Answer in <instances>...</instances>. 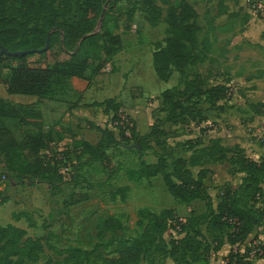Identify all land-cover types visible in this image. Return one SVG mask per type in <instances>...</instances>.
<instances>
[{
	"label": "trees",
	"instance_id": "obj_1",
	"mask_svg": "<svg viewBox=\"0 0 264 264\" xmlns=\"http://www.w3.org/2000/svg\"><path fill=\"white\" fill-rule=\"evenodd\" d=\"M122 2L134 5L126 13L128 20L134 17L135 7L140 4L152 28L162 22L166 25V37L154 44L152 57L158 80L167 83L175 73L188 77L182 88L165 90L161 95L167 108L166 122L176 125L190 118L200 124L207 122L205 113L209 109L222 111L221 102L230 95L229 88L208 84L204 67L212 46L207 44V36L200 41L203 27L198 24L199 14L187 0L170 6L165 15L156 0H0V53L2 50L9 53L0 56V84L11 96L44 98L55 95L57 89H65L72 78L92 83L124 47L122 36L108 28L113 8ZM106 5L108 11L101 19ZM98 28L100 34L96 33ZM99 41L102 44L96 55L80 58L76 53V49L82 51L86 44ZM31 50L37 51L32 55L40 58L37 65L29 62L30 55H18ZM7 71L9 76L5 75ZM142 92V88H133L132 98H138ZM106 106L114 111V120H118L120 107L114 101ZM42 120L43 115L34 107L0 99V156L5 160L1 170L5 176L12 173L16 177L43 180L54 177L52 159L42 155L46 137L43 131H34ZM9 123L27 131L18 136L7 126ZM99 130L103 137L98 145L82 141L78 148L80 155L97 158L108 171L112 164L106 151L117 141L108 129ZM200 133L202 138L207 131L201 129ZM132 134L133 141L140 145L150 138L159 140L167 132L157 126L148 136L137 135L134 128ZM203 145L202 139L190 143L188 147L192 151L171 161L160 157L156 163L141 162L137 173L144 178L161 176L174 199L187 207L195 200H203L210 207L212 198L206 180L213 172L205 166L227 161L246 178L238 187L223 185L219 189L218 204L209 215L191 211L185 219L175 217L169 210L155 214L142 209L137 221L141 233L132 239H115L112 243L115 249L107 256L100 250L101 246L105 245L108 233L121 230L122 225L112 219H102L97 234L101 244L91 252L79 248L64 250L61 254L64 263L141 264L150 254H156L169 256L173 264H200L227 244L232 250L224 258L225 264H254L251 260L264 257V245L247 246L255 232L264 239V155L260 161H254L239 146L227 149L219 139L210 140V146ZM261 147L264 148V138ZM112 197L125 202L127 189H117ZM171 225L179 238L168 242L165 234ZM258 249L263 254L257 252L251 258V253ZM43 252L42 240L27 237L26 231L16 226H0V264H36Z\"/></svg>",
	"mask_w": 264,
	"mask_h": 264
},
{
	"label": "rangeland",
	"instance_id": "obj_2",
	"mask_svg": "<svg viewBox=\"0 0 264 264\" xmlns=\"http://www.w3.org/2000/svg\"><path fill=\"white\" fill-rule=\"evenodd\" d=\"M180 1L156 0L164 15L170 6H177ZM187 1L199 14L198 24L203 27L200 41L205 36H215L214 24L221 26L228 20H244L245 16L264 21L257 8L259 4H264V0ZM132 7L133 4L122 2L113 8L108 28L122 36L124 47L92 83L72 78L65 89H57L55 95L44 98L11 96L6 87L0 84V99L19 106L34 107L42 112L43 120L34 131H43L47 145L42 155L52 159L55 165V175L51 179L16 177L12 173L5 176L1 171L5 160L0 156V226L13 225L25 230L27 237L42 240L44 252L36 264H65L61 254L68 248L93 251L101 244L97 237L100 220L112 219L113 222H121L122 229L108 233L105 245L100 249L107 256L115 249L112 244L115 239H132L141 233L137 226L140 210L147 209L155 214L169 210L175 217L185 219L190 217L191 211L197 215H209L218 204L220 185L229 182L242 184L245 181L246 175L236 174L237 167L215 165V174H210L206 180L212 206H207L203 200H195L187 207L174 199L161 176L144 178L137 173L141 162L152 164L160 157L171 161L187 155L191 150L190 143L195 144L202 139L201 129L207 131L204 136L206 140L221 137L225 141L228 138L226 132L234 134L232 121L222 113L227 107L230 110L238 93L232 92L231 88L228 105L225 103L222 111L209 109L205 113L208 119L206 123L199 124L190 118L176 125L166 122L167 108L162 103L161 95L165 90L182 88L188 77L183 78L175 73L167 83L158 80L152 57L154 44L166 37V25L162 22L152 28L140 4L135 7L134 17L128 20L126 13ZM223 13L225 15L222 16ZM100 30L98 28L96 33L100 34ZM101 44L102 41L86 44L82 51L76 49V53L80 58L96 55ZM29 62L37 65L40 58L30 55ZM5 75L9 76V72H5ZM213 79L216 78L208 76L209 85L225 78L211 82ZM135 87L142 88L143 92L133 99L132 89ZM109 101H114L120 107L118 120H114V111L106 106ZM241 125L238 134L241 131L246 133L247 129L253 130L249 125L245 127L246 123ZM7 126L18 136L27 131L15 128L11 123ZM157 126L164 129L167 135L136 145L132 137L133 128L137 135L148 136ZM99 129H108L117 141L106 151L112 164L108 171L104 170L97 158L80 155L78 148L82 141L92 146L98 145L103 137ZM231 144L229 147L233 146ZM122 188L127 189L125 202L112 197L113 192ZM172 227L165 234L168 242L179 238L177 230ZM201 229L204 231L205 226L202 225ZM263 245L264 239L255 232L247 246ZM217 258L222 257L210 255L200 264H218ZM251 261L264 264V257L257 256ZM141 264H173V261L169 256L150 254Z\"/></svg>",
	"mask_w": 264,
	"mask_h": 264
},
{
	"label": "crops",
	"instance_id": "obj_3",
	"mask_svg": "<svg viewBox=\"0 0 264 264\" xmlns=\"http://www.w3.org/2000/svg\"><path fill=\"white\" fill-rule=\"evenodd\" d=\"M213 31L215 36L211 38L209 36V40H207V44L212 46V53L205 63V74L216 79L225 78L214 84H223L229 90L232 88L231 91H235V94L238 93V98L233 101L230 110L227 107L225 111L224 108L225 113H222V115L229 116L235 133L226 132L228 138H225V141L221 137L213 139L221 140L222 145L227 149L239 146L245 151L248 158L260 161L264 155V148L261 147L264 138V21L245 16L244 20H228L221 26L214 24ZM216 79L210 81L213 82ZM226 80L228 81L226 82ZM227 100L228 98L221 102L222 107H225ZM244 123L247 124L244 125L245 127L248 128L249 125L253 130L247 129L246 133L241 131V134H238L237 131ZM224 124L222 125L224 126ZM204 138L202 137L203 147L210 146L212 139L206 140ZM230 144L233 146L229 147ZM222 164L232 168L227 161L207 164L205 168L215 174L214 166ZM236 174L245 175L238 172ZM229 184L235 186L241 182L238 184L229 182ZM231 250L232 247L229 244L225 245L216 254L222 257L217 258V263L225 264L224 258L228 256ZM233 250L236 251V249Z\"/></svg>",
	"mask_w": 264,
	"mask_h": 264
},
{
	"label": "water",
	"instance_id": "obj_4",
	"mask_svg": "<svg viewBox=\"0 0 264 264\" xmlns=\"http://www.w3.org/2000/svg\"><path fill=\"white\" fill-rule=\"evenodd\" d=\"M106 6H107V5H106ZM106 6H105V9H104L103 14H102V16H101V19H103L104 15H105ZM99 27H100V26H99ZM86 38H87V37H85L84 39H86ZM36 52H37V51H35V50H31V51L22 52L21 54H18V55H20V56H28V55L35 54ZM5 54H9V53H7V51H5V50H2L1 53H0V56L5 55Z\"/></svg>",
	"mask_w": 264,
	"mask_h": 264
},
{
	"label": "built area",
	"instance_id": "obj_5",
	"mask_svg": "<svg viewBox=\"0 0 264 264\" xmlns=\"http://www.w3.org/2000/svg\"><path fill=\"white\" fill-rule=\"evenodd\" d=\"M257 8H258V12H259V14H261V15H263V17H264V4H259L258 6H257ZM257 252L258 253H262L261 251H260V249H258V250H254L252 253H251V258H254V256L257 254Z\"/></svg>",
	"mask_w": 264,
	"mask_h": 264
}]
</instances>
